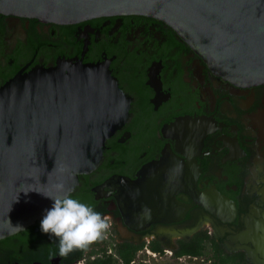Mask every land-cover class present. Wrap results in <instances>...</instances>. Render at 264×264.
<instances>
[{"label": "flooded vegetation", "instance_id": "obj_1", "mask_svg": "<svg viewBox=\"0 0 264 264\" xmlns=\"http://www.w3.org/2000/svg\"><path fill=\"white\" fill-rule=\"evenodd\" d=\"M105 19L97 41L89 33L82 62L96 60L101 49L114 55L109 69L131 96V109L105 139L97 167L68 195L107 218L109 228L103 239L64 258L58 239L41 231L44 214L0 238V264H120L121 250L131 251L128 264H144L143 254L264 264V84L238 86L215 75L153 17L124 13L58 23L0 13V85L32 56L23 71L37 62L54 65L57 54L80 58L72 30ZM161 159L164 170L141 174ZM146 174L162 192L138 205L144 193L135 188L125 209L118 179L140 182Z\"/></svg>", "mask_w": 264, "mask_h": 264}, {"label": "water", "instance_id": "obj_2", "mask_svg": "<svg viewBox=\"0 0 264 264\" xmlns=\"http://www.w3.org/2000/svg\"><path fill=\"white\" fill-rule=\"evenodd\" d=\"M0 13L58 23L124 13L153 17L215 75L238 86L264 84V0H0ZM108 22L74 27L80 58L57 54L54 65L37 62L23 71L32 56L0 85V238L46 214L54 200L42 192L68 195L101 161L105 139L126 122L132 99L110 72L114 55L101 49L96 60L82 62L89 33L97 41ZM161 162L141 174L164 170ZM147 176L118 179L125 209L135 188L144 193L138 205L160 195L163 186Z\"/></svg>", "mask_w": 264, "mask_h": 264}, {"label": "clouds", "instance_id": "obj_3", "mask_svg": "<svg viewBox=\"0 0 264 264\" xmlns=\"http://www.w3.org/2000/svg\"><path fill=\"white\" fill-rule=\"evenodd\" d=\"M58 187L63 190L62 185ZM42 194L53 199L54 203L40 222L41 231L58 239L60 257L66 258L76 250H86L103 239L109 223L93 207L71 195L53 197L44 192Z\"/></svg>", "mask_w": 264, "mask_h": 264}, {"label": "rangeland", "instance_id": "obj_4", "mask_svg": "<svg viewBox=\"0 0 264 264\" xmlns=\"http://www.w3.org/2000/svg\"><path fill=\"white\" fill-rule=\"evenodd\" d=\"M139 246H137V248H139ZM143 255H144L143 258L147 259V261H145L144 264H214V263H209L208 261L204 262L206 259H204V261H203L204 263L203 262L199 263L200 257H203V256H199L197 258V260H195L193 262H190V261L183 262V261L174 260L172 257L170 258L169 255H162L161 257H158V256L154 257V256H150L147 254L146 255L143 254ZM166 256H168V257H166Z\"/></svg>", "mask_w": 264, "mask_h": 264}, {"label": "trees", "instance_id": "obj_5", "mask_svg": "<svg viewBox=\"0 0 264 264\" xmlns=\"http://www.w3.org/2000/svg\"><path fill=\"white\" fill-rule=\"evenodd\" d=\"M182 252H188V253H195L196 254V253H199L200 250L198 248H194V250L184 248V249H182ZM179 253H181V251H179ZM118 254H119L120 258L122 259V263H120V264H128V261H129L130 257L132 256L131 251L128 253H125L123 250H121V251H119ZM219 260H221V259H219Z\"/></svg>", "mask_w": 264, "mask_h": 264}]
</instances>
